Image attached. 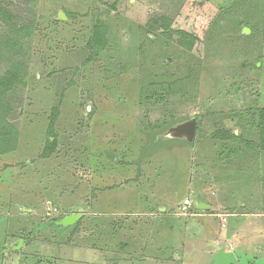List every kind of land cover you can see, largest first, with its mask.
Wrapping results in <instances>:
<instances>
[{
    "label": "rangeland",
    "instance_id": "rangeland-1",
    "mask_svg": "<svg viewBox=\"0 0 264 264\" xmlns=\"http://www.w3.org/2000/svg\"><path fill=\"white\" fill-rule=\"evenodd\" d=\"M6 76L17 80L0 89V264H129L143 247L121 246L116 226L130 237L138 219H120L115 191L181 198L190 186L238 215L245 179L264 176V0H0ZM190 117L192 144L157 138ZM7 228L24 241L16 254Z\"/></svg>",
    "mask_w": 264,
    "mask_h": 264
},
{
    "label": "crops",
    "instance_id": "crops-1",
    "mask_svg": "<svg viewBox=\"0 0 264 264\" xmlns=\"http://www.w3.org/2000/svg\"><path fill=\"white\" fill-rule=\"evenodd\" d=\"M260 110H264V107ZM155 156L166 158L170 153ZM185 164L187 166V162ZM190 182L191 178L188 184ZM245 182L247 184H242L241 187L247 198L241 203L238 215L235 212L227 215V211L214 205L213 192L200 199L198 196L202 194L197 190L193 191L190 186H187L186 193L181 198L173 193L156 196L154 191L133 189L132 184L115 191L112 200L120 219H138L137 223L134 222L135 228L131 229L130 237L122 233L123 225H118V228L116 226L115 235L125 239L119 244L144 248L138 250L144 255L143 258L129 264H264V176L258 173L257 179L249 177ZM87 183L85 191L89 192L90 183ZM97 185L99 188L102 186L100 180ZM98 193L105 194L101 191ZM186 198L189 199L187 210L193 211V215L189 219L177 220L173 213L180 211ZM104 202L100 198L99 206ZM16 207L15 210H10L20 214L30 213L23 205L18 204ZM16 212L14 215H17ZM7 219L9 218H5L6 222ZM133 221L130 222L131 225ZM170 229L173 230L174 237L172 249L169 248L170 239L166 238ZM8 231L7 228L3 235L4 243L8 245L9 252L16 254L24 241L11 240ZM5 251L2 248L0 254ZM17 256L14 258L17 259Z\"/></svg>",
    "mask_w": 264,
    "mask_h": 264
},
{
    "label": "water",
    "instance_id": "water-1",
    "mask_svg": "<svg viewBox=\"0 0 264 264\" xmlns=\"http://www.w3.org/2000/svg\"><path fill=\"white\" fill-rule=\"evenodd\" d=\"M58 20H65V16L63 13H59L57 16ZM196 134V118L190 117L186 120L180 121L168 127L164 130L160 135H158V139L162 141H177V142H185L188 144H192ZM204 209L206 207H203ZM81 215L79 212H75L74 214H70L65 216L60 221L56 222V225H59L63 228L72 226Z\"/></svg>",
    "mask_w": 264,
    "mask_h": 264
},
{
    "label": "trees",
    "instance_id": "trees-1",
    "mask_svg": "<svg viewBox=\"0 0 264 264\" xmlns=\"http://www.w3.org/2000/svg\"><path fill=\"white\" fill-rule=\"evenodd\" d=\"M95 38H98L97 33H94ZM17 79H15V77H10L8 78V76H6L3 80L0 81V89L1 88H5V86H10L13 84V82H16ZM258 131H259V135H260V146L262 148H264V110H260L258 112ZM54 126V120H52L49 124V130H52ZM48 148V149H47ZM54 148V143L51 144L50 146L47 144L45 147L46 150V155H48L49 153L51 154Z\"/></svg>",
    "mask_w": 264,
    "mask_h": 264
},
{
    "label": "built area",
    "instance_id": "built-area-1",
    "mask_svg": "<svg viewBox=\"0 0 264 264\" xmlns=\"http://www.w3.org/2000/svg\"><path fill=\"white\" fill-rule=\"evenodd\" d=\"M189 206V201L188 200H185L184 202H183V206L181 207V210L183 211V212H185V211H187V207Z\"/></svg>",
    "mask_w": 264,
    "mask_h": 264
}]
</instances>
